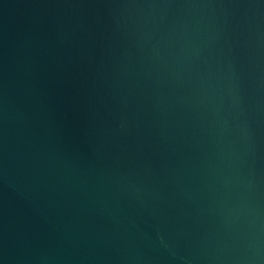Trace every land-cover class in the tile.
I'll list each match as a JSON object with an SVG mask.
<instances>
[{
	"label": "water",
	"instance_id": "water-1",
	"mask_svg": "<svg viewBox=\"0 0 264 264\" xmlns=\"http://www.w3.org/2000/svg\"><path fill=\"white\" fill-rule=\"evenodd\" d=\"M0 264H264V0H0Z\"/></svg>",
	"mask_w": 264,
	"mask_h": 264
}]
</instances>
